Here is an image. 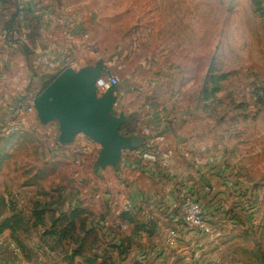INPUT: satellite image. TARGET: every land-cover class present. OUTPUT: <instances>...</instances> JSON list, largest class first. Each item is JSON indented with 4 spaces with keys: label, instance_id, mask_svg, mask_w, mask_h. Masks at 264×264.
Here are the masks:
<instances>
[{
    "label": "crops",
    "instance_id": "0c3cea01",
    "mask_svg": "<svg viewBox=\"0 0 264 264\" xmlns=\"http://www.w3.org/2000/svg\"><path fill=\"white\" fill-rule=\"evenodd\" d=\"M87 3L88 0H0V137L10 138L11 148L29 136L31 127L45 125L35 108L27 110L34 107L33 99L54 75L43 65L35 66L36 58L72 52L78 57V63L72 66L75 69L93 65L99 59L89 42V24L96 8ZM107 66L106 63L104 72H108ZM154 69L156 77L142 81L141 86L137 77L117 86L116 109L127 116L120 131L139 136L141 141L123 150L115 166L97 165L101 149L97 141L79 133L72 142L63 144L58 139V122L48 125L56 135V154L67 148L81 154L83 160L93 157L84 170L85 178L70 175L67 184L71 190L62 188L68 197L56 210V216L62 212L70 216L60 228H70L67 224L74 221L67 237L57 238L76 242L74 248L81 250L76 259L89 257L98 264H130L134 257L140 261L168 249L169 229L183 232L182 194L197 199L210 222L219 221V225L229 227L243 224V231L230 228L217 235L248 239L247 228L257 221L261 226L255 231L259 239H264V179L256 178L264 175V166L255 165L258 156L252 151L260 149V141L247 138L234 144L223 139L206 142L184 133L165 111L163 98L168 88L162 86L163 73ZM18 108L26 112L15 115ZM8 115L12 116L10 124L4 120ZM137 148L158 157L167 155V165L143 158L135 152ZM195 156L199 162H195ZM259 156L264 157L263 143ZM32 175L35 178V173ZM15 197L14 205L20 206L18 195ZM4 200L7 202V197ZM28 219L34 220L32 216H20L18 223ZM14 221L11 220L14 227L0 230V264H31L13 239L19 231L24 232ZM259 249L264 252V247ZM41 261L39 255L36 264Z\"/></svg>",
    "mask_w": 264,
    "mask_h": 264
},
{
    "label": "rangeland",
    "instance_id": "374dc122",
    "mask_svg": "<svg viewBox=\"0 0 264 264\" xmlns=\"http://www.w3.org/2000/svg\"><path fill=\"white\" fill-rule=\"evenodd\" d=\"M87 4L96 8L89 42L97 57L106 60L108 72L120 82L137 77L141 86L156 77L157 68L165 77L163 88H168L165 111L180 130L206 142L259 140L260 149L252 151L258 156L255 165L264 166V157L259 156L264 105L256 95L264 85V0H88ZM49 124L31 127L29 136L14 148L10 138L0 137V197L6 194L8 199L0 202V225L6 218L31 217L33 208L44 204L36 210L43 209L47 221L36 227L32 219L23 221L24 232L13 237L21 255L31 264L39 255L41 264H75L76 242L60 241L49 228L57 206L68 197L62 188L71 190L70 175L85 178L93 157L83 160L67 148L56 154V135ZM258 177L264 179L263 173ZM17 195L20 206L14 205ZM208 221L209 230L183 229L176 245L140 261L134 257L130 264H264L259 249L264 239L255 231L260 223L247 228L248 239H239L217 233L230 228L243 231V224L229 227ZM76 261L84 263L81 258Z\"/></svg>",
    "mask_w": 264,
    "mask_h": 264
},
{
    "label": "water",
    "instance_id": "95a60500",
    "mask_svg": "<svg viewBox=\"0 0 264 264\" xmlns=\"http://www.w3.org/2000/svg\"><path fill=\"white\" fill-rule=\"evenodd\" d=\"M105 68L103 58L79 69L67 67L33 99L41 123L58 122L61 143L72 142L79 133L100 143L97 165L101 167L115 166L123 150L141 141L139 136L120 131L127 116L116 109L118 87L98 93L96 82Z\"/></svg>",
    "mask_w": 264,
    "mask_h": 264
},
{
    "label": "built area",
    "instance_id": "2783aa9c",
    "mask_svg": "<svg viewBox=\"0 0 264 264\" xmlns=\"http://www.w3.org/2000/svg\"><path fill=\"white\" fill-rule=\"evenodd\" d=\"M47 16V14H44ZM78 63V57L72 52H64L61 56L48 58L47 56L40 55L36 58L35 66L40 67L43 65L46 69L53 72L54 75L59 74L63 69L67 67L75 66ZM120 84V79L117 75L108 72L103 73L101 77L97 79L96 85L98 87V91L102 92L108 88L116 87ZM28 111L34 110V107H28ZM26 112L23 108H18L15 115L22 116ZM5 123H12V116L8 115L4 118ZM135 152L141 154L143 158L151 161V162H161L164 165H167V155L162 154L158 157L156 153H151L147 151H143L140 148L135 149ZM195 162H199V157H194ZM81 160H77V163H80ZM183 199V229H205L209 230V221L205 215L204 207L202 204L192 197L189 194H182ZM180 237V231L178 228H170L167 234V243L169 246H174L178 242Z\"/></svg>",
    "mask_w": 264,
    "mask_h": 264
},
{
    "label": "trees",
    "instance_id": "16d2710c",
    "mask_svg": "<svg viewBox=\"0 0 264 264\" xmlns=\"http://www.w3.org/2000/svg\"><path fill=\"white\" fill-rule=\"evenodd\" d=\"M56 75H53L51 76L49 79H47L45 81V84H44V87L49 83L51 82L54 78H55ZM256 95H257V98L258 100H260L261 102H263V105H264V85L263 86H259V88L257 89L256 91ZM123 126V125H122ZM123 128V127H122ZM46 204V202H45ZM48 204V203H47ZM62 204V202L60 203ZM44 204H39V206H43ZM38 204H37V207H39ZM37 207L35 206V208H33V215H32V218H34L33 222H32V225H34L35 227L40 225V224H43L45 223L46 219H45V211L42 209V210H36ZM58 208V206H57ZM56 208V210H57ZM69 214L67 213H64L62 212L61 215L59 216H56V213H55V216L52 218V223H51V226H50V234H55V236H59L60 239H63V238H66L69 231L74 227V221L71 220L70 223H68L67 225H71L70 228L68 227H64V228H60L64 222L69 218ZM11 220H15V225L17 227H20V224L21 223H18V220L19 218L18 217H14L13 219H5L2 224L0 225V230L2 228H5L7 226H13L11 224ZM51 221V219H50ZM60 224V225H59ZM14 227V226H13ZM80 248H75L74 251L72 252V255L74 256V258H76L78 255H80ZM263 256H264V252H263ZM84 257V256H83ZM75 261V264H78V262L76 261V259L74 260ZM82 264H92L93 260L89 257H86L85 260H83Z\"/></svg>",
    "mask_w": 264,
    "mask_h": 264
}]
</instances>
